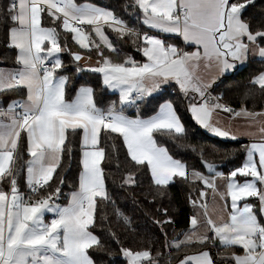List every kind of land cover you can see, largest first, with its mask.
<instances>
[{
    "label": "snow or ice",
    "instance_id": "obj_1",
    "mask_svg": "<svg viewBox=\"0 0 264 264\" xmlns=\"http://www.w3.org/2000/svg\"><path fill=\"white\" fill-rule=\"evenodd\" d=\"M0 48V264H264V0H0Z\"/></svg>",
    "mask_w": 264,
    "mask_h": 264
},
{
    "label": "trees",
    "instance_id": "obj_2",
    "mask_svg": "<svg viewBox=\"0 0 264 264\" xmlns=\"http://www.w3.org/2000/svg\"><path fill=\"white\" fill-rule=\"evenodd\" d=\"M103 2L115 4V3H124L125 0H103ZM125 49L128 51H131L130 43L128 45H125ZM3 54H4V50L2 48H0V56H3ZM246 75H247V72H245L242 76H240L239 79H243L244 76H246ZM88 79L92 82V86L94 88H96L98 97L105 95V92H108V94L111 95L109 90H104V91L101 90V86H100V83L98 81V78L94 74H90ZM113 98H115V97H113ZM185 118L187 119V117H185ZM189 124L193 128L192 136H193V142L194 143H200V144L206 145L208 147H211L212 145H216L218 147L224 146L218 141L217 138H212V137L208 136L201 128L196 126L194 124V122L189 120ZM228 147L235 148L236 146L235 145H228ZM210 158H213V157H210ZM228 167H232V165H228ZM65 191H67V189H65ZM172 194L176 198L175 207L177 209H180L182 212V214H181V212L177 213V219L180 221V223L176 224L175 228H176V230H179L185 226L184 218L188 215V212L184 211L185 205H184V195H183L182 191L179 189H172ZM118 203L122 207L127 205V209H131L133 207L130 200H120V201H118ZM135 215H136L137 223H140L142 225H146V226L150 227V222H148L146 219H142L140 216V213L137 212ZM152 230L155 231V229H152Z\"/></svg>",
    "mask_w": 264,
    "mask_h": 264
},
{
    "label": "rangeland",
    "instance_id": "obj_3",
    "mask_svg": "<svg viewBox=\"0 0 264 264\" xmlns=\"http://www.w3.org/2000/svg\"><path fill=\"white\" fill-rule=\"evenodd\" d=\"M204 131H205V130H204ZM205 132H206V131H205ZM207 135H208V134H207ZM208 136H210V135H208ZM210 137H212V135H211ZM212 138H216V137L213 136Z\"/></svg>",
    "mask_w": 264,
    "mask_h": 264
},
{
    "label": "crops",
    "instance_id": "obj_4",
    "mask_svg": "<svg viewBox=\"0 0 264 264\" xmlns=\"http://www.w3.org/2000/svg\"><path fill=\"white\" fill-rule=\"evenodd\" d=\"M203 130V129H202ZM204 131V130H203ZM205 132V131H204ZM206 134L210 135L209 133L205 132ZM211 136V135H210ZM213 137V136H212Z\"/></svg>",
    "mask_w": 264,
    "mask_h": 264
}]
</instances>
